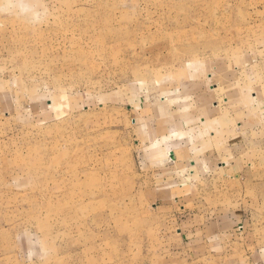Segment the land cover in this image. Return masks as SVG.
<instances>
[{"label":"rangeland","instance_id":"obj_1","mask_svg":"<svg viewBox=\"0 0 264 264\" xmlns=\"http://www.w3.org/2000/svg\"><path fill=\"white\" fill-rule=\"evenodd\" d=\"M219 81L264 89V0H0V264H251L183 253L151 186Z\"/></svg>","mask_w":264,"mask_h":264},{"label":"crops","instance_id":"obj_2","mask_svg":"<svg viewBox=\"0 0 264 264\" xmlns=\"http://www.w3.org/2000/svg\"><path fill=\"white\" fill-rule=\"evenodd\" d=\"M220 83L199 95L205 109L187 113L180 127L172 112L173 134L149 142L151 186L157 208L177 221L168 237L183 253L243 251L264 264V223L249 250V215L264 213V89L238 84L219 97Z\"/></svg>","mask_w":264,"mask_h":264}]
</instances>
